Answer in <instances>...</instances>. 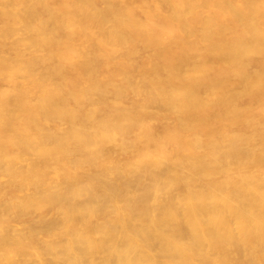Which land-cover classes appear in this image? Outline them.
Segmentation results:
<instances>
[{"label": "bare ground", "instance_id": "bare-ground-1", "mask_svg": "<svg viewBox=\"0 0 264 264\" xmlns=\"http://www.w3.org/2000/svg\"><path fill=\"white\" fill-rule=\"evenodd\" d=\"M0 264H264V0H0Z\"/></svg>", "mask_w": 264, "mask_h": 264}]
</instances>
